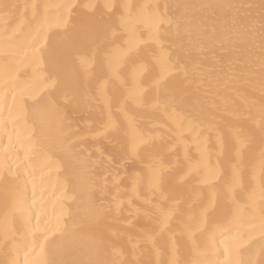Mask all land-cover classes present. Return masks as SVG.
<instances>
[{"label":"bare ground","instance_id":"6f19581e","mask_svg":"<svg viewBox=\"0 0 264 264\" xmlns=\"http://www.w3.org/2000/svg\"><path fill=\"white\" fill-rule=\"evenodd\" d=\"M0 2L17 5L13 9L15 17L31 20L32 4L50 5L47 11L50 21L43 30L34 26L32 36L39 49V60L35 63L12 61V81L21 82L26 90L23 100H19L11 117L7 109L2 114L8 122V131L12 134L15 150L9 152V162L12 163V175L6 169H0V264H74L87 259V242L98 225L89 217V208L93 205L111 206L119 202L122 211L114 213L105 222V227L111 232L122 235L115 252L109 251L105 258L131 264L141 260H159L164 257L149 253L147 249H132L137 234L147 218L142 214L145 195L152 198L147 182L141 186L135 185L134 178L146 177L148 161L137 160L127 163L121 160L122 144L119 138L105 139L96 135L100 120L106 114L104 102L97 97L95 89L85 79L78 56L91 54L99 49L101 54H110L114 49L127 47L129 42L133 51L142 60L154 65L153 75L162 71L161 59L167 62L165 80L170 95H174V108L177 114H195L201 105L210 106L215 103L219 110L214 113V119L198 131L204 148L198 149L193 141L185 122L181 133L177 122L163 108L158 117L153 119L144 113L142 127L145 129L154 124L163 125L159 129L166 140L171 139L175 154L169 150L163 151L164 164L168 169H186L192 158H198L200 152L207 149L205 164L201 177L191 180L205 192H211V185L225 171L233 167L242 173L240 183L246 188L236 199L243 206L249 195L254 194L257 208L260 204L261 178L259 158L264 138L259 131V123L247 120L246 106L235 92L225 88L219 81H227L231 75L243 70L247 63L259 57L260 51V9L256 6L260 0H0ZM106 3L130 5L128 9H120L115 14L105 9ZM70 4V9L56 7ZM203 4L233 5L235 7H217L204 9L200 7L183 8L180 6ZM41 12L44 9L41 8ZM121 15L124 20H121ZM187 15L188 20L185 19ZM63 17V22H61ZM195 21L190 27L186 25L192 18ZM15 20L9 27L14 26ZM3 26L0 25V31ZM204 28L217 33H225L234 37L227 48H220L215 42V53L208 49L213 47L209 42L202 50L191 51L188 38ZM251 32V36L249 33ZM211 57V59H206ZM196 58L204 65L209 75L207 81L201 83L199 78L193 82L189 71L192 60ZM9 63L0 58V64ZM255 67L259 68L257 63ZM93 74L99 71V58L90 65ZM52 79L59 80V87L53 89L45 83ZM147 89L148 85H144ZM261 78L255 76L254 83L243 89L244 95L256 101L259 106L261 97ZM220 92L217 96L215 93ZM47 93V103L35 105L34 97ZM158 91L153 89L151 99L156 102ZM225 101L228 103L225 104ZM9 104L12 103L9 97ZM225 107L231 110L225 111ZM115 111V109H113ZM58 116L63 123L58 121ZM3 126L0 125V128ZM240 130H254L251 147L241 156L234 152L225 155L220 141L227 142L229 149L236 133ZM186 139L181 140L180 136ZM19 137V141H17ZM36 140L42 144L49 166L37 167L34 178L28 183V203L32 205V186L36 185L35 215L32 218V230L24 228V216L12 210V196L16 188L15 176L24 172L21 165L24 159V148L28 141ZM74 142L71 151L67 145ZM8 145V136L0 131V162L3 160L2 146ZM187 153V159H186ZM89 161L87 167H82L77 155ZM19 157V159H17ZM216 171V176L211 175ZM28 171H32L28 169ZM188 179L186 174L172 173L173 184L179 185ZM23 179L19 181L23 186ZM178 191H183L179 189ZM140 210V211H138ZM38 217V220H37ZM59 218L61 227L69 228V239L66 245L53 252L49 240L53 232L55 220ZM51 221V223H50ZM73 226L75 228L73 229ZM235 225L222 221L219 227L213 226L216 239L202 238L199 248L182 247L179 259L187 264L211 261V264H226L227 261L248 258L240 257L231 250L228 231ZM258 239V234L255 237ZM131 241V242H130ZM254 260H260V249L256 246L248 254Z\"/></svg>","mask_w":264,"mask_h":264},{"label":"snow or ice","instance_id":"6c2138e0","mask_svg":"<svg viewBox=\"0 0 264 264\" xmlns=\"http://www.w3.org/2000/svg\"><path fill=\"white\" fill-rule=\"evenodd\" d=\"M27 7L32 9V18L31 20H22L14 16L13 9L17 8V5L0 2V25L3 26L2 31H0V58L9 61V63L0 64V117H2L5 109L11 117L18 103V98L23 100L26 94L21 82L12 81L14 65L11 62L25 63L30 60L35 63L39 60V49L35 42L29 38L32 36L34 26L43 30L50 21L47 10L52 6L32 4ZM56 7L70 9L72 5L64 4ZM103 7L115 14L120 9H128L131 6L106 3ZM180 7L210 9L235 6L203 4ZM249 7H258L261 10L259 16L261 39L258 60H251L243 70L231 75L227 81H219V83L225 88H230L243 101L247 111L246 119L253 123L258 121L259 131L264 138V0H260L259 5H249ZM41 8L44 9L43 13ZM60 19L63 22V17ZM124 19V16L121 15V20ZM185 19L188 20L187 15H185ZM13 20H15L14 26L9 27ZM194 21L195 17L186 25H178V30L181 27H190ZM249 36H251V32ZM234 39L225 33H217L214 30L210 31L208 28H204L201 32L189 36L188 46L191 51L199 54L202 48L211 42L213 47L209 48L208 51L214 54L216 41H219L220 48H227ZM132 49L133 45L129 42L127 47L114 49L110 54L102 55L97 49L91 56L88 54L78 56L85 79L95 89L97 97L104 102L107 109L96 129V135L105 139L119 138L122 144L120 156L125 163L128 160L133 163L137 160L149 162L146 177L134 178L133 190L136 191V184L142 186L146 181L152 198L145 195L142 214L147 218V223L137 234L135 242L132 243V249L133 251L137 248L147 249L149 253L164 258L134 261L131 264H187V262L179 259L181 248L185 246L199 248L201 239L208 238L209 234L211 240L214 241L216 233L213 226L219 227L222 221H228L235 225L228 231L229 245L226 251L231 250L240 257L248 256V258L227 261L226 264H264V183L261 185L258 208L254 194L249 195L243 206L236 199V196L243 194L246 188L240 183L242 173H238L235 167L230 172L225 171L222 176L217 177L216 183L211 185L212 191L205 192L198 185L191 184V180L201 177L207 149L201 151L198 158H192L186 169L181 168L178 172L176 169H168L165 167L162 153L168 149L169 154H175V149L171 146V139L166 140L164 135L160 133L159 129L163 125L154 124L147 129L142 127L144 113H148L153 119H156L161 108L167 111L171 107L173 111L169 113V116L174 122H177L180 132H183L186 127L185 122H187L189 134L197 144L198 149L204 148V142L201 139L202 132L198 130L212 122L214 113L219 110V106L215 103L210 106L202 104L199 111L194 115L177 114L174 108V95H170L166 87L167 62L161 59L162 71L154 76V65L149 61L142 60L138 53ZM98 58L99 71L93 74L88 69ZM206 59H211V57H206ZM257 63L259 64L258 70L255 67ZM189 71L193 76V82L196 78H199L201 83L207 81L209 73L196 58H193L191 69L186 70L185 76L188 75ZM257 71L261 78L259 106L254 99L244 95L243 92V89L254 83ZM45 83L50 84L53 89L59 87L58 79L49 78ZM145 84L148 85L147 89L144 87ZM153 89L158 91L154 104L151 99ZM215 94L221 95L219 91ZM47 95L45 93L39 98L34 97V104H46ZM9 97L12 101L11 104L8 102ZM227 103L225 101V104ZM224 110L229 111L231 109L225 107ZM58 121L63 123L59 116ZM0 125L3 126L0 131L8 136V145L2 146L3 160L0 162V169H6L8 174L12 175L9 152L16 149V144L13 143L12 134L8 131V122L0 118ZM253 131H238L231 142L230 149L227 142L221 140L220 144L224 154L228 155L231 151L236 156H241L251 147ZM180 139L186 138L181 135ZM17 141H19V137H17ZM28 145L24 148V159L20 162L25 171L15 176L17 184L13 192L11 207L12 210L18 211L24 216V228L26 231H31L32 218L35 215L33 206L36 203V185L33 183V200L32 205H29L27 191L30 179L23 178L25 175L34 178L35 169L41 166L48 167L49 163L39 139L34 145L29 139ZM73 147L74 142L67 145L69 151ZM76 155L81 166L87 167L89 161L82 158L80 154ZM259 167L262 181H264V145H262L260 152ZM28 169L32 171H28ZM173 172H176L177 175L186 174L188 179L182 178L179 185L173 184L171 180ZM211 175L215 177L216 171L213 170ZM21 179H23L22 187L19 183ZM178 188L183 189V191H178ZM119 211L122 209L117 201L108 207L93 205L89 208V217L98 227L88 238L87 259L74 262V264H126L123 261L105 258L110 250L115 252L118 241L123 238L121 234L116 232H111V235H108L110 229L104 226L108 218ZM74 228L75 226H73ZM49 230L53 232L52 239L48 242L49 247L51 251L56 252L66 245L69 239V228L67 226L61 227L60 220L57 218ZM257 234L258 239L255 238ZM256 246H259L260 249V260H254L248 255ZM51 264H55V262H51ZM198 264H204V262H198ZM206 264H211V261L208 260Z\"/></svg>","mask_w":264,"mask_h":264}]
</instances>
